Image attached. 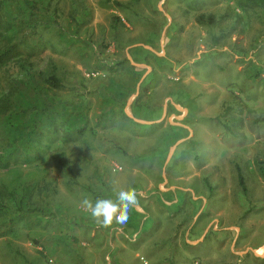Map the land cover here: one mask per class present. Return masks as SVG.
Listing matches in <instances>:
<instances>
[{"label":"rangeland","instance_id":"obj_1","mask_svg":"<svg viewBox=\"0 0 264 264\" xmlns=\"http://www.w3.org/2000/svg\"><path fill=\"white\" fill-rule=\"evenodd\" d=\"M181 19L196 35L166 34ZM182 39L214 77L183 81L189 116L149 133L125 113L126 62L145 73L131 50L176 55ZM172 122L186 131L165 141ZM263 157L264 0H0V264H264ZM120 189L138 204L114 223L151 224L129 243L81 203Z\"/></svg>","mask_w":264,"mask_h":264},{"label":"crops","instance_id":"obj_2","mask_svg":"<svg viewBox=\"0 0 264 264\" xmlns=\"http://www.w3.org/2000/svg\"><path fill=\"white\" fill-rule=\"evenodd\" d=\"M198 13L199 12L193 15L192 19L194 21H196L195 16ZM251 14L252 13H250L249 15L245 14L246 16H248L246 18L249 21L253 18V16H256L254 17V19L259 18V16L255 12L252 14L253 16ZM181 23H186V22H184L183 19H181L180 22L174 21V20L171 21L169 23V27L165 29L166 34L169 31V29L172 28V25H173L177 29L176 31L179 32V35L181 34L180 37L188 36L190 38L192 35H196L191 30L187 31L186 29L179 27ZM188 41H189L188 39H186L185 41L184 39H182L180 44L178 43L176 44V46H173L172 48H170L172 51H176V55L175 54L170 55L169 50L167 49L162 53V55H159L160 54L159 52L155 51L154 49L150 47H147V48L151 50L147 48H145L144 51H140L139 49L131 50V53H132L131 55H133L134 59H138L136 60L138 62L144 61L142 60V58L146 56L148 58H151V61L148 63V65H145L147 66L145 68L146 72L145 73L143 72L142 74L140 72V67L143 64H140L137 62L134 64L133 63L131 64V62L130 63L128 61L126 62L127 69H128L126 70V74L127 75H134V74L137 75L139 73L140 77L137 78L136 80L127 81L128 82L127 85L125 82L124 89L120 88V92H121L120 97H123L125 94H128L129 97L126 98L128 100L127 105H129V107L131 108L130 112L133 114V116L140 120L149 121V123H140L137 121L135 122L140 123V124H156L158 125V128L156 131L155 130L154 131L160 133L166 127L167 123L164 124L163 122L166 115L170 113L171 114L176 113L179 110L177 108H180L182 113L184 111L183 120H186V118L190 114L189 111H191V108H192V104H191L192 100L189 96L188 87L186 86L187 90L183 89L184 87V84H182L183 81H186L188 84L190 82L192 84H197V83L208 84L210 83V81H212L214 77V73L212 74L209 73V71L207 70L208 68L207 65H204L201 67L199 66L198 59L202 58V56L199 55V53H196L197 55L192 53V47H190V45L188 44ZM183 51L186 52V56L184 58H178V59L175 58L179 55L181 56L183 54ZM198 51L199 50H197L196 52ZM201 52L203 55L204 52L203 51ZM202 69L204 70L202 71ZM117 84L118 83H116V85ZM131 85L135 87V93L132 90L133 87ZM182 90L186 93L182 92ZM167 98H168V101H170V103L168 104H167ZM173 105L175 107H173ZM177 113L179 114L180 112H177ZM169 124L172 126L171 128L172 136L171 137L173 140H176L180 136L181 131H184L186 126L178 122L177 123L172 122ZM184 140L185 139H181V140L179 139L180 142L178 144H180L181 146L182 144L187 145L189 143H194L193 142L194 140H191V139L186 140L185 142ZM177 147L178 146H174L172 148L171 150L172 154H173V150ZM152 149H155V146H153ZM171 153L168 154V157L171 155ZM145 225H147V228L148 226H151V224L149 225L145 223L141 226V228L143 229ZM98 226L100 228L99 233L102 236L103 234L106 236L108 234L113 235V233H111V230H109V227H103L99 224ZM115 227L118 228L117 234H115L116 237L124 235L127 239L126 240L127 243L137 240L142 230L140 228V224L138 223H136L135 225H131V223H129L128 226L125 227L126 229H128V231H130V233H133V235L126 232L124 229V226L120 227L116 225L115 223H113L110 226V229L115 228ZM154 231H156L155 228L153 229L152 232H150L149 236L146 235L145 238H141L138 243L145 244L146 240L151 241V236H153ZM159 233L160 231L158 233L156 232L155 234H159ZM155 234L153 237L158 236Z\"/></svg>","mask_w":264,"mask_h":264},{"label":"clouds","instance_id":"obj_3","mask_svg":"<svg viewBox=\"0 0 264 264\" xmlns=\"http://www.w3.org/2000/svg\"><path fill=\"white\" fill-rule=\"evenodd\" d=\"M82 207L89 212L97 224L110 227L114 222L124 225L128 222L129 213L138 204L134 189H120L116 192V199H97L95 204L87 198Z\"/></svg>","mask_w":264,"mask_h":264},{"label":"trees","instance_id":"obj_4","mask_svg":"<svg viewBox=\"0 0 264 264\" xmlns=\"http://www.w3.org/2000/svg\"><path fill=\"white\" fill-rule=\"evenodd\" d=\"M249 1L251 3L253 0H249ZM115 3L116 4H119L117 1H115ZM247 12H249V11H247ZM254 12L255 11H253V13ZM249 14H250V12H249ZM259 16H261V15H259ZM195 20H196L197 23H199L201 25L211 24V23H213L215 21L214 13L213 12H208V13H206V12H199L195 16ZM45 80H46L47 84H50V86H52V87H59L60 86V79L56 75L51 74L48 77H46ZM135 125H137L138 128L143 127L142 129H145L146 131L149 130V133H154L157 130V128H158V125H156V124H140V123H135ZM167 127L170 129L169 131L172 132V129H171L172 126L170 124H168ZM184 131H186V129H184ZM171 136H172L171 134L170 135H166L165 134L163 137H164V140L166 141L168 138L170 139ZM261 162H262V165L260 167V173H261V175L264 176V157H263V159H262ZM235 167H236L238 184H239L240 188L242 189V191L245 193L246 192V189H247L246 188V184H245V179L243 177V174L241 172L240 167L238 165H235ZM2 195L3 194H1V192H0V197ZM1 202L2 201L0 199V203Z\"/></svg>","mask_w":264,"mask_h":264},{"label":"water","instance_id":"obj_5","mask_svg":"<svg viewBox=\"0 0 264 264\" xmlns=\"http://www.w3.org/2000/svg\"><path fill=\"white\" fill-rule=\"evenodd\" d=\"M125 112H126V114H127L130 118H132L134 121H137V122H140V123H149V121H146V120H140V119L135 118L133 115H131V114L127 111V109H125Z\"/></svg>","mask_w":264,"mask_h":264}]
</instances>
